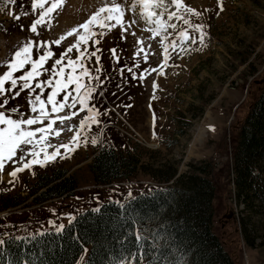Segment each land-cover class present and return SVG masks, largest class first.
Wrapping results in <instances>:
<instances>
[{"label": "rangeland", "instance_id": "374dc122", "mask_svg": "<svg viewBox=\"0 0 264 264\" xmlns=\"http://www.w3.org/2000/svg\"><path fill=\"white\" fill-rule=\"evenodd\" d=\"M184 2L200 13L199 16L186 15L192 24L205 25L204 43L189 42L185 47L190 50L185 52L170 48V59L160 68L163 45L159 36L153 38L152 33L146 30L149 25L138 22L123 35L119 27L113 29L96 46L101 49L97 53L101 58L100 65L95 64V58L88 65L90 68H102L99 75L103 81L102 87L105 86L98 88L99 96L95 95L93 101L97 102L96 108L102 113L101 122L115 123L137 137L140 144L131 138L126 143L130 148L137 146L143 149L142 161L152 162L151 159H154L174 163L178 173L188 171L190 163L210 165L215 185L212 201L214 233L236 264H264V244L249 245L241 231V217L247 213L243 204L235 199V185L232 182L233 134L264 83V0ZM31 3L32 0H15L13 5L0 4V64L10 59L25 40L54 41L84 22L99 0H66L63 10L54 13L50 28L38 27L41 33L39 38L28 30L37 17L22 15L31 11ZM9 13L21 18L17 21ZM134 16L129 11L125 19L130 22ZM172 23H177L178 28L180 23V29L186 27L182 21L173 20ZM164 35L169 37L164 44L176 39L172 29ZM191 35L195 37L198 33L192 32ZM74 40L75 37H70L60 47L52 45L55 58ZM138 41H143V44ZM110 49L116 50L118 62ZM137 52L140 53L138 57ZM137 61L138 68L135 67ZM52 63L49 61L45 67L51 68ZM128 68H132L137 79H132ZM153 68L159 70L153 72ZM4 71L6 68L0 66V74ZM142 73L145 78L140 80ZM22 74L18 72L15 75ZM41 79H47V74ZM154 83L157 85L155 89ZM28 95L27 91L22 92L11 100L8 107L19 105L21 111L28 112ZM62 97L63 94L58 99ZM86 114L80 113L65 126L68 123L78 126L79 120ZM202 126L204 131L201 134ZM74 132L75 129L62 132L59 138L50 137V143L59 145L69 142ZM110 133L111 130H108L107 134ZM87 134L89 141L86 145L81 144L67 155L57 156L54 162L46 166L37 165L18 173L14 181L9 173L18 165L6 162L4 171L0 173V238L55 228L50 221L56 225L66 223L70 216L84 208L112 199L125 201L154 183L148 174L141 171L128 180L96 183L89 162L102 141V135L93 127ZM92 137L97 139L96 144L91 143ZM56 168L67 169L68 174L74 175L76 189L61 198L37 201L40 191H37L38 180L43 172ZM251 221L259 227V236L253 235L255 230L251 224L247 225V232L254 237L256 244L264 242V217L254 216ZM85 248L87 251L82 252L75 264H80L81 257L85 259L88 256L89 247Z\"/></svg>", "mask_w": 264, "mask_h": 264}, {"label": "trees", "instance_id": "16d2710c", "mask_svg": "<svg viewBox=\"0 0 264 264\" xmlns=\"http://www.w3.org/2000/svg\"><path fill=\"white\" fill-rule=\"evenodd\" d=\"M123 141L116 131L92 157L89 169L95 182L129 178L141 171L159 182L173 179V183L142 191L124 202L107 201L84 209L62 224L64 230L59 234L48 228L7 236L0 249V264H74L85 246L89 253L84 264H117L136 250L134 231L155 249H148L144 264L153 259L161 264H236L213 230L211 166L190 163L188 171L178 174L174 163L142 161L143 149L125 147ZM233 141L235 197L247 213L241 217V231L249 245H261L264 242L256 244L247 225H253V235L259 236V227L251 217H264V83ZM76 183L64 168L44 173L37 182V201L69 195ZM35 233L44 235L30 239Z\"/></svg>", "mask_w": 264, "mask_h": 264}, {"label": "snow or ice", "instance_id": "6c2138e0", "mask_svg": "<svg viewBox=\"0 0 264 264\" xmlns=\"http://www.w3.org/2000/svg\"><path fill=\"white\" fill-rule=\"evenodd\" d=\"M0 4L13 5L15 0H0ZM65 4L66 0H32L31 11L22 13L25 16L37 17L32 21L28 30L39 38L41 33L38 27L50 28L54 13L62 11ZM220 8L223 10L222 4ZM129 11L135 14L130 22L125 19L126 12ZM9 14L13 15L17 21L21 18L20 15ZM186 14L200 15L195 9L187 6L184 0H99L95 10L84 22L72 27L54 41L25 40L17 47L10 59L0 64L6 68V71L0 74V173L4 171L6 162L18 165L9 173L14 181L18 173L37 165L46 166L54 162L57 156L67 155L81 144L88 143V131L93 126L98 127L101 124L102 113L91 104V101L94 100L98 88L103 85L99 75L102 68H90L88 65L93 58H95V64L100 65L101 58L97 53L101 49L96 46L101 43V38L108 32L119 27L123 35L133 24L146 23L149 25L146 30L152 33L153 38L157 36L161 38L163 63L159 67L163 68L170 59V48L173 50L179 48L180 52H185L190 50L185 47L189 42L204 43L205 25L192 24ZM173 20L182 21L186 27L178 31L175 40L164 44V41L169 39L164 34L169 29L177 30L178 28L177 23H172ZM21 30H24L23 26ZM192 32L198 35L194 37L191 35ZM132 34L135 35V33ZM70 37H75L74 42L68 45L58 58H55L56 53L52 45L60 47L62 42ZM138 43L143 44V41H138ZM142 51L143 48L140 49V52ZM110 52L118 62L116 50L110 49ZM139 54L137 52L136 56L138 57ZM147 59L145 55V62ZM49 61H53L51 68L45 67ZM135 67H139L138 61ZM158 70V68L151 69L153 72ZM121 71L123 72V69ZM127 71L132 74V79H137L132 68H128ZM18 72H23V74L16 76ZM45 74H47V79H41ZM144 78L142 73L139 79ZM156 87L154 83L153 88ZM48 89L50 91H47ZM25 91L29 93L27 99L29 111H21L19 105L9 108L11 100L16 99ZM61 94H63L62 99H58ZM77 106H79L78 109ZM84 112L87 114L79 120L78 126L71 123L65 126L66 122L72 121ZM36 125L41 126L33 127ZM74 129V135L68 143L60 145L50 143V137L59 138L62 132H72ZM97 142L95 137L91 138L92 144ZM48 149H53V151L49 152ZM61 149L64 150L63 153ZM41 153H43L42 158ZM9 182L12 183V181ZM73 219L74 217H69L70 222ZM50 223L54 225L57 234L63 232L64 225H56L52 221ZM42 235L44 233H35L30 239ZM133 237L136 250L130 251L128 256L121 260V264H144L148 249L152 248L151 245H147L145 237L139 231H134ZM16 239L23 238L16 237ZM5 243L6 241L0 238V249ZM152 244L154 245L155 241ZM152 250L155 251L154 248ZM83 251L86 252L87 249ZM80 264H84L83 257L80 259ZM149 264H161V262L153 259L149 261Z\"/></svg>", "mask_w": 264, "mask_h": 264}, {"label": "bare ground", "instance_id": "6f19581e", "mask_svg": "<svg viewBox=\"0 0 264 264\" xmlns=\"http://www.w3.org/2000/svg\"><path fill=\"white\" fill-rule=\"evenodd\" d=\"M203 127V126H202ZM203 131H204V127L202 128V129H200V131H199V133H203Z\"/></svg>", "mask_w": 264, "mask_h": 264}]
</instances>
